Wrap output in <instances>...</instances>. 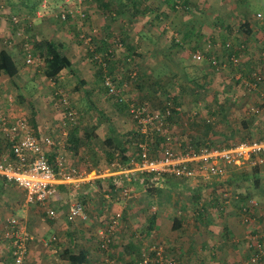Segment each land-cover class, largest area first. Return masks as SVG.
<instances>
[{"label":"rangeland","instance_id":"rangeland-1","mask_svg":"<svg viewBox=\"0 0 264 264\" xmlns=\"http://www.w3.org/2000/svg\"><path fill=\"white\" fill-rule=\"evenodd\" d=\"M85 1L82 8L87 4ZM112 1L117 5L120 3L122 4L121 0ZM63 2L64 0H0V49L7 47L10 52L14 53V59L20 69L18 77H15L12 80L10 79L11 81L7 79L3 84L0 83V108L6 106L9 103L8 99L11 98L13 107L16 108V110L25 112L30 121L31 118H35L37 115L41 118L42 123L44 121V123H48V125H54L53 128H55V130L51 134L53 136L60 133L62 123L63 121H66L64 106H62L59 101L60 96L64 95L67 97L69 105L76 111L74 125H70L67 122L66 127L68 134L75 130V136L80 140V146L78 149L82 152L81 157L83 158H81L80 155H77L75 159L80 161L84 171H86L84 172V175L87 180H89L88 182H90L92 179L97 178L93 175V169L96 171L101 170L105 173L107 171L103 183L100 182L98 184L97 179H95L92 186L83 188L85 192H80L78 194L75 193V197L70 195V198H73L74 200L83 201L82 203L86 210L88 208V212L86 211L88 217L84 222L70 223L67 221V233L60 234L56 237L55 242L57 241V243L63 247L68 246L69 249L76 252L84 251L87 256L85 264H107L106 259L108 258L114 259L115 264H129L133 261V258L129 256L125 257L122 254L126 240L130 239L133 242L137 241L141 243L147 242L145 245L146 247L143 248L142 251L140 248L139 259L143 258V255L145 254L150 259L147 264H154V261L152 260L153 255L148 251L149 246L153 244H161L163 245L165 252L167 251V254L171 253L173 255L176 253V250L173 248H177L176 245H173V248L168 246V242L162 239H157L158 241L155 240L151 236V232L147 234L149 230H152V226L155 225V223L151 224L150 218L152 219V215L156 213L153 211H157L155 208H152V205L157 204L154 199L158 196L159 201L164 200L163 208L168 211L170 220L173 218H181L185 221L184 226L188 227L185 230H181V228L173 231L168 230L172 231L173 236L178 238L184 236L181 234L184 231L183 233L185 235H191L193 238L199 234L210 237L211 241H218L217 238L221 234L224 225L223 216H231L234 219L236 226L239 227V230H233L239 236L236 237L234 235L236 240L232 241L237 244V253L234 254V260L232 261L234 264H238V262L243 263L244 259H246V252L253 250V248L248 245L251 241H248L247 239V235L251 234L252 229L246 231L249 230V225L251 226L252 224L247 221L245 223L246 228L241 226L239 224L240 215L238 214L237 209H231L232 205L228 207V211L225 213L224 211L226 209L222 210L223 215L219 217L216 208L209 205V198L213 191L210 194L206 192L205 195L192 194L190 196V194L183 192L182 189L180 191L179 189L175 190L167 187L169 186V184H167L166 187H158L160 190L158 194V190L153 193L152 191H148V187L143 184H134V187H132L133 195L130 198H123L108 188V184L110 183V180L108 179L110 176L108 175L112 172L115 173L118 166L123 165V163L118 160V155H116L114 159L112 158L109 154L110 151H108V148L104 145V141L105 139L116 137L114 138V140H117L116 143L121 142L125 138H122L120 134L129 132L136 126L126 110L124 108L122 110L119 109V107H116V104L106 95L105 88L102 85L103 80L101 78L103 71L99 65L94 64L91 60V53L95 55L103 54L108 47L102 46L94 48L95 43L87 44L82 40L81 34H86L88 30L90 31L89 28H91L93 39H101L98 22L94 25L91 23L88 25L83 24V28L81 25L78 28L69 21L60 20L56 14H58V11L63 7ZM68 2L71 5L73 0H69ZM95 3L96 1L91 5H94ZM176 4L177 6H182L180 2H176ZM123 6L126 5L123 4ZM184 7L183 9H186ZM194 7L196 6L193 2L189 4L188 9L184 10L185 12H182V7H180L181 9L178 11L173 7V9L177 11L176 15L181 16L179 22H182L181 19L184 16H187V18L190 17V19L195 20L193 23L196 24L199 14L194 11ZM256 7L257 6H255L254 9H257ZM82 10H85V17L82 22L86 21V19L90 21V14L87 12V5L86 9ZM207 12L209 13L210 11L208 10ZM12 16L18 18L19 25L12 22ZM257 18L260 19L259 21L261 23L263 22L262 17ZM123 20L124 19L122 18L118 20L114 17V19H111V22H115L114 25H119L117 27H120L122 23L124 24ZM241 23V19L234 16L226 28H222L223 26L219 25L215 27L210 25V29L206 27V30L209 31L205 32L204 28H198L200 32H196V27L193 26L194 29L192 31L188 29V32H184L183 29H177L176 25L172 28V25L169 22L168 24L170 28L162 30L161 34L157 36H153L151 32H147L148 34H146V36L149 37L151 35L154 39L140 41L139 48L141 51L137 53L138 56L135 57L129 56L136 54L134 50L132 53V50L130 51L128 48L130 44L129 42H124L125 39L121 40L122 45L120 46L118 45V40L114 37L112 39L113 41L111 40L109 43L112 45L110 48H112L113 58L115 57L117 59H113L112 57L106 59L107 73L113 78L117 85H123L122 88L125 96L129 98L133 96L136 100L144 102L148 101L147 104L149 106L151 105L152 108L158 109L159 102L157 100L164 101L167 96L172 98L173 96H177V98L179 97L178 100L181 102L179 108L184 117H182V124L177 123L171 126V131L169 133L175 140L177 139L184 143L192 140L195 141V139L198 138L200 142L207 141L212 142V145H220L221 142H223L222 136L226 133L228 126L238 128V121L241 119H246L247 121L252 119L251 114L249 115V113L246 112L249 106L258 109L256 115L264 118V95L259 96L257 92L248 93L241 86L234 84L233 81L227 79L223 80V78L226 77L225 74L221 75L217 73V71L215 72V70H212L206 62H196L192 57V54L197 47L205 45L209 40V43L211 41L215 44V47L217 48L216 51L219 52L218 54L220 57L224 58L226 49L223 48V44L225 42L236 43L237 41H242V38H245L243 37V34L241 36ZM202 24H205L204 21ZM153 25L161 26L162 24L156 23L152 24V26ZM16 26L18 27L16 28ZM16 30H21L22 34L26 35L27 38L34 43L36 41L50 39L59 42L62 47L64 44L65 47L69 48V53L78 56L79 67H74V71L72 68L69 71H64V73L60 75L58 74L54 79L46 77L43 74L41 62H36L34 65L26 64L23 52L20 48L21 42L17 39L19 38V35H17ZM160 30L158 29V31ZM262 35L264 44V34ZM240 36L241 39L239 38ZM12 39L16 40L13 44H11ZM173 40L178 42V45H174ZM245 43V54L248 55V43H250V38L247 37ZM151 44H153V46H151ZM102 48L103 50H101ZM91 49L93 51H91ZM62 51L64 52V50ZM126 53L129 54L124 56ZM255 60H259V56H257ZM239 62L240 64L244 63L243 60H240ZM131 71L136 72L137 75L139 73H141V75L143 73L148 75L142 78L141 85L143 83V90H138L136 87V80L130 79L129 72ZM223 72L228 73V69ZM232 74L234 75V73ZM148 77L149 79H147ZM150 78L158 79L160 83L152 85V80H150ZM232 79L235 80V75L232 76ZM164 85L165 91L162 88ZM155 87H158L156 95H154L155 92L152 94L151 91V88L155 91ZM180 88L181 90H184V93H181ZM148 91H151L150 96H152L149 100L145 97ZM164 92H167V94L164 95ZM236 93L249 95V99H246V101H243L240 104H237V102H232V104H230V109L226 115L227 123H225V121H223V123L219 122L217 126H215V133L210 132L206 134L203 127L197 130V126H194V123L197 121H204L208 118V110L206 108L212 110L217 107L219 101H223V95L230 97L232 94ZM153 95L156 96V98H153ZM218 95H220L218 100H212V97H218ZM199 123L201 124V122ZM86 134L91 135L86 136ZM132 139H134V137H132ZM2 141L3 140L0 137L1 144ZM3 147L6 146L3 145ZM135 148L136 147L134 146H129L127 151V155L129 154L133 161L138 160L136 155L137 149ZM61 150L67 154L70 152L68 151L70 150L68 146L63 147ZM161 152L162 151L159 150L156 153L152 152V154L160 155ZM7 153V150L3 152V154ZM239 169L242 168L235 170ZM241 174L243 176H241ZM241 174L238 176L236 175L233 178L232 187L230 184H227L226 186L219 185V190H214V193L220 194L224 187V189L227 190H229V187L234 190H241L242 187L243 191L241 192H248L247 194L251 196L250 184L253 183V177H250V170L245 172V174ZM159 183H162V181L156 182V185ZM112 187L113 186H111V188ZM63 194H65V192H63ZM106 194H108L107 197H105ZM67 196L68 194H66V197ZM114 203L124 205L126 209H123L122 211V218L120 221L121 227L118 228L119 230L116 232L118 233L116 234L118 242L114 243L116 247H113L114 244L111 246L114 250L112 251V256H108L106 252L97 248V231L104 228L108 222L110 215L113 213L112 205ZM32 205V208H34V214L37 218L43 219V221L41 220L40 222L54 221V219L46 216L44 206L37 203H33ZM50 205L53 206L59 214H64L65 203L60 197V194H56V197L52 199ZM262 206H264V204L259 200L258 207L261 210L263 209L260 213V218H264V207ZM156 207L159 210L157 205ZM197 207L203 208V211L209 209L211 212L209 214L211 219L210 222H200V225L192 223L196 218L195 210ZM94 211L95 213H93ZM145 216L147 220H150L146 221L147 224L150 223V227L146 224L145 228V224L142 223L141 218ZM262 221L263 220L261 219L258 223H253L255 225L254 227L256 229L264 228L263 223H260ZM187 223H192V225L188 226L186 225ZM244 233L246 234L244 238L245 240H243ZM2 243H5L6 245L9 244L6 240H2ZM215 244L217 246H215ZM219 246L222 245L219 244ZM218 249L217 242L214 243L213 246H210L209 244L207 255L209 257L213 256V258L207 260L209 262L215 260L214 262L216 263L212 264H232L229 261H226L231 258L219 255V252H217ZM176 260L178 264H182L179 263L178 258H176Z\"/></svg>","mask_w":264,"mask_h":264},{"label":"crops","instance_id":"crops-1","mask_svg":"<svg viewBox=\"0 0 264 264\" xmlns=\"http://www.w3.org/2000/svg\"><path fill=\"white\" fill-rule=\"evenodd\" d=\"M173 2L175 4L176 2H180L182 6L175 5V8L178 11L179 9H181L180 7H182V12H185L184 11L185 9H183L184 7L183 0H139L137 3H140V5H138L137 8L131 7V9L129 8V6L122 8L121 6H123V4L121 3L119 5L114 4L112 0H102L98 3H95V4H98L99 6H101L100 4L102 3V5L106 6L108 9L111 8L109 10H105V8H99L94 4L92 7H89L87 10V12L90 14L89 22L93 25L96 24L97 22L99 24L98 27L101 32V39L98 41V43H100L99 47H102V46L108 47V50L109 49L111 50L112 48L110 47H112V45H110L109 42L114 37L116 38L117 35L123 34V40L125 39L124 42L130 43L128 46L130 51L132 50V53H133V50L136 52V54H132L129 56L135 57V56H138L137 53L141 51V49L139 48L140 41L145 40V39H148V40L154 39V37L152 38L151 35L149 37L146 36V34H148L147 32H151L153 36H157L161 34L162 30L170 28L168 24L169 22L171 23L172 28L174 27V25H176L177 29H183L184 32H188V29L192 31L194 29L193 26L196 27V32L197 31L200 32L198 28H204L206 32V31H209V30H206V27L209 28L210 25H212L213 27L219 25V26H223L222 28H226L228 24L230 23V21L234 18V16H237L238 18L241 19V21H244V20L249 21L250 29H251L250 36L248 37L250 38V43H248V46H249L248 51L250 52V57L244 54L243 52L240 54L242 56L241 60L247 61L248 59H250V62L252 64H257L259 66H260L259 62L263 61V65H264V44L262 40L263 38L262 34H264V0H186L187 6L184 8L188 9L190 3L192 2L195 3L196 7H194V11L197 14H199L198 16L199 18H197L198 20L196 21L197 25L193 23V21L195 22V20L190 19V17L187 18V16H184L181 19L182 22H179V19L181 18V16L179 15L177 16L176 15L177 11L174 10L173 7H171V4ZM255 6H257L256 7L257 9H254ZM208 10L211 12V14L210 12L209 13L207 12ZM104 11H109V12L104 13ZM114 17L117 18L118 20L121 18L124 19L123 20L124 24L122 23L120 27H117L119 25L115 26L114 25L115 22H111V19H113ZM257 17H262L263 22L261 23L259 21L260 19H258ZM203 21L205 24H202ZM156 23L162 24V25L152 26V24H156ZM73 25L75 24L73 23ZM158 29L159 30L161 29V30L158 31ZM232 44L237 45V43H232ZM151 46H153V44H151ZM207 46L209 45L205 44L201 46V48H207ZM212 46L214 50L217 49L215 47V44H212ZM227 46H228V42L226 44H223L224 49H226ZM201 48H197L196 50L198 49L200 50ZM208 48H210V46ZM237 48L238 47H236L235 49ZM68 49L69 48L65 47L63 44L62 50H64V54L70 59L72 65L70 66V68L62 69L59 72V75L64 73V71L71 70V68L74 71L75 69L74 67H79L78 56H74L73 53H69ZM101 50H103V48ZM128 54L129 53H126V55ZM12 55H14V53H12ZM257 56H259V60H255ZM113 59H117V58L114 57ZM19 73H20V69H19ZM18 76L19 74L15 77H18ZM15 77L10 78L5 73H0V83L3 84V82L7 81V79L11 81ZM27 118H28L29 123L30 124L32 123V126L34 127L35 131L36 132L38 131L37 134H39L40 136H46L48 134L51 135L55 130V128H53L54 125H51V124L48 125V123H44V121L42 123L41 118L37 115L35 116V118H31V121L28 116ZM0 137H1V134H0ZM52 137L55 139L62 138L60 136V133L57 135L55 134ZM68 138H69V134L67 135L66 139ZM58 153L61 155L62 161L67 168H76L77 171L86 172L84 171L83 166L80 164V161H77L75 159L77 155H80L81 157L82 152H78V154H75L74 152H68L67 154L60 149ZM46 154L47 156H50V159L52 158V160L54 161V156H56L55 150H52V148L48 147L46 148ZM54 165L56 166L55 162H54ZM258 169L259 170L257 172H253L251 171V169L235 170L233 168H228L226 169L224 176L220 178L210 179L209 181L189 180V179L183 180V179L173 178L170 175H164V176H161L155 179V181L151 182L150 188L148 189L154 193V191H156L158 187L163 188V186L166 187V185L169 184V186L167 187H170L175 190L179 189L180 191L182 189L183 192L190 194V196L192 194L205 195L206 192L210 194L214 190H219L218 188L219 185L226 186L227 184H230V186L232 187L233 186L232 180L236 175L238 176L241 173L245 174V172L250 170V174L253 177L252 179L253 183L250 184V193L252 194L251 195L252 198L255 199L253 202H256L255 209L252 211V215L250 214L251 218L249 217V223L252 225L249 226L250 227L248 228L249 230H246V231H250V229L255 228L254 227L255 225L253 223H258L261 219L263 221L260 223H263V226H264L263 217L257 220L260 216L261 211L263 210V209L262 210L259 209L258 207L259 200L262 201L264 204V165L260 166ZM92 171H93L94 177H97L95 178L97 179V183L98 184L100 182L103 183L105 179L104 176H106L107 171L106 173L101 170L96 171L93 169ZM241 176L243 175L241 174ZM140 178L141 177L139 175L136 178V180H133V187H134V184L136 185L143 184ZM95 179H92L90 182H88L89 180H86L85 183L81 184V186L78 188H73L72 186L65 185L62 183L57 184L56 186L57 194H60V197L65 203V212L64 214L63 213L59 214L57 212V217L54 218V221L52 222L48 221V222L42 223L40 221L41 220L43 221V219H38L37 216L34 214V208H32L33 205L26 203L25 190L22 187L18 186L17 184L13 182H9L5 180L2 176H0V230H1V222L10 216L16 217L20 220L23 230L25 232H29L28 234L32 237V239L29 241V244H28L27 264H69L63 252L65 250H69L74 253H78L76 251L69 249L68 246L63 247L62 245H59L57 241L55 242V240H56V237H58L60 234L67 233L66 229L68 227V224H67V219L65 217L66 211H67L68 204L74 200L73 198H70V195H73V197H75L74 196L75 193L78 194L80 192L81 193L85 192L83 188L92 186L93 185L92 183L93 181H95ZM255 179H256V182H254ZM225 180H227L226 183H225ZM160 181H162V183H159L156 185V182H160ZM184 183H187V184H184ZM231 187L229 188L227 187L229 190L225 189V191H229L231 195L236 196V193L239 195H243V194L246 195V193H248V192L246 193L241 192L243 191L242 187H241V190L239 189L234 190ZM224 188H222V190ZM63 192H65V194H63ZM66 194H68L67 196L68 199L66 197ZM83 198H86V197H83ZM234 199H237V198H232L230 199V201L232 202V200ZM154 200H156L155 203L157 204L152 205V208H155L157 211H153L156 213L153 215L152 214L150 215H152V219H153V222H151V224L155 223V225L152 226V230L151 231L149 230L147 234L151 232V236L155 240L162 239L168 242L167 245L172 248H173V245H176L177 248H173L176 250V253H174V255L171 253L170 254L168 253L170 256L172 255L175 256L176 258H178L179 263H182V264H208L209 262L208 260L213 257L212 256L209 257L207 255V251H208L207 248L209 247V244L210 246H213L214 243L217 242L218 248H219L217 252H219V255L225 256L227 258L228 257L231 258L230 260H226V261H229L230 263L234 264L232 260H234V256H235L234 254L237 253V250H236L237 244L233 243L232 241L236 240L234 238V235L236 237H238L239 235L236 234V232H234L233 230L235 229L239 230V227L236 226V224L234 223V219L231 216L229 215L223 216V223H224L223 226L225 228H222L221 234L217 238L218 241L216 240L211 241L210 237H207L204 235L202 236L199 234H197V236L193 238L191 235H185L183 233L184 231L181 233L184 236L182 238H178L176 236H173V233H172L173 229L171 227H172V222L174 218L170 220L168 211L163 208L164 200L159 201L158 196L155 197ZM227 204L228 203L224 204L226 205L224 207V210L226 209L224 213L228 211V207L230 206ZM156 205L159 207V210L156 207ZM233 208L234 210H236V207L232 205L231 209ZM112 209L114 212L116 210L123 211V209L125 210L126 208L124 205L114 203L112 205ZM86 211L88 212V208ZM93 213H95V211ZM152 219L150 218V220ZM141 220H142V223L145 224L144 227L146 228V224H147L146 221H150V220L149 219L147 220L146 216L142 217ZM181 220H180L181 222L180 228L181 230H185L188 227H185L184 226L185 221L183 220L181 221ZM75 222L78 223V222H84V221L77 220ZM70 223H73V222H70ZM239 224L241 226H244V224H241V223ZM147 225L150 227V223H148ZM188 226H191V225H188ZM120 227H121V222H120L119 228ZM244 228H246V226H244ZM168 230H172V231H168ZM116 234L118 233H115V235L113 236L112 245L115 242L116 243L118 242V237ZM245 235L246 234L244 233L243 240H245L244 239ZM2 240L3 239L1 237V232H0V264H13L11 251H10V245L9 244L6 245L5 243H2ZM46 242L48 243L46 244ZM143 244H144V247H143ZM146 244L147 242H143V243L137 242V241L133 242L130 239H127L124 244L125 247H123L122 254L125 257L126 256L132 257L133 258L132 262H134L138 260L140 257V248L142 251V249L146 247L145 246ZM219 244L222 246H219ZM215 246L217 245L215 244ZM113 247H116L115 244ZM97 248L99 249L98 245H97ZM113 250L114 248L113 249L111 248L109 256H112ZM249 252L250 251L246 252V259H244L243 263L238 262V264H249L247 261V258L250 255ZM210 262L209 264L216 263V262H211V263ZM258 264H264V259Z\"/></svg>","mask_w":264,"mask_h":264},{"label":"built area","instance_id":"built-area-1","mask_svg":"<svg viewBox=\"0 0 264 264\" xmlns=\"http://www.w3.org/2000/svg\"><path fill=\"white\" fill-rule=\"evenodd\" d=\"M63 1V0H62ZM69 0H64L63 7L58 14L61 18L65 17L66 12H75L82 15V5L85 0H73L70 5ZM12 22L19 25L18 18L12 16ZM17 38L22 43V52L25 62L34 65L40 62L38 57L33 54V44L21 30H16ZM83 42L90 44L91 36L81 34ZM16 41L15 39H13ZM118 45H122L118 41ZM209 47V46H208ZM208 61L217 64V55L215 50L208 48ZM107 53L95 55L98 65L103 71V84L109 94H112L120 101H126L123 95L122 87H118L113 78L107 74ZM195 60L204 57L202 50H195L192 54ZM231 61L237 62L238 58L234 53L230 57ZM135 72H132V76ZM259 79V76H256ZM253 89L257 86H251ZM59 101L65 109V119L63 121L60 136L61 139H55L51 135L37 137L31 128L25 112L16 110L13 107L11 98L8 104L0 108V131L9 142V152L0 156V176L9 182H13L25 190V201L28 204L37 203L44 206V212L48 218L57 217V211L51 206L52 199L57 194V184L78 188L87 180L83 171H77L76 168H67L58 153L64 147V141L68 135L67 122L74 124L76 120V111L69 105L67 97L60 96ZM128 110L136 119L141 128V132L147 133V129H161L165 124L164 113L151 111L146 106L128 102ZM178 109V108H177ZM169 109L165 114L169 115ZM64 126V127H63ZM64 138V140H63ZM144 149V144H139ZM52 148L56 151L52 166L48 161L46 148ZM58 164V165H57ZM264 165V138L253 140L246 143L241 142L225 148H212L202 146L195 150L193 148H181L172 144L170 147L165 146L158 157L149 158L145 150H142L141 156L136 161H130L128 166L119 165L115 173L108 176L114 177V192L123 198H130L133 187V180L143 174H154V178L170 175L174 178H188L189 180L209 181L210 179L224 176L228 168L250 169L255 166ZM111 172V171H110ZM230 192L224 191L228 201L237 196L231 195ZM108 194L105 195L107 197ZM68 222L77 220H87V212L84 204L80 200H73L68 204L66 211ZM122 218V211L116 210L110 215L104 228L97 231V245L103 252L111 251L113 236L117 232ZM1 237L9 242L13 264H26L28 258V244L32 237L23 230L20 220L16 217H8L1 222ZM264 236V232H262ZM260 235H247L249 247L253 250L247 258L249 264H258L264 257V243L258 241ZM48 242H46L47 244ZM149 253L153 255L152 260L156 264H176L173 258H166L163 245L153 244L148 247ZM142 259L136 260L130 264H147L150 259L144 254ZM108 264H115L114 259H107Z\"/></svg>","mask_w":264,"mask_h":264},{"label":"trees","instance_id":"trees-1","mask_svg":"<svg viewBox=\"0 0 264 264\" xmlns=\"http://www.w3.org/2000/svg\"><path fill=\"white\" fill-rule=\"evenodd\" d=\"M93 1V2H92ZM94 1H96V3L102 1V0H86L85 2L87 3L86 5H88L87 7H92L94 3ZM139 1V0H138ZM137 0H121L122 4L129 6V8H137L138 5H140V3ZM91 2V3H89ZM137 3V4H136ZM86 5L84 6L83 9H86ZM97 7L99 8H105V10H109L111 8H107L106 6L102 5V3L100 4L101 6H99L98 4H95ZM174 2L171 4V7H175ZM183 5L187 6L186 0H183ZM126 6H121L122 8L126 7ZM187 9V8H186ZM185 9V10H186ZM85 11V10H84ZM82 10V15L81 13H75V12H66L65 17L61 18L59 14H56L57 17L62 20V21H69L70 23H74L76 26H82L83 28V24L84 25H88L90 24L89 20L86 19V21L82 22L84 20L85 17V13ZM59 12V11H58ZM108 13L109 11H104V13ZM114 19V18H113ZM82 22V23H81ZM18 26H16L17 28ZM90 31L88 30V32H86V35L92 36L90 38V44L95 43V47H99L100 44H98L97 42L99 40L93 39V35H92V31L91 28H89ZM240 30L242 31L241 36L243 34L242 41H237V45L232 44L231 42H228V46L225 50V54H224V58L220 57V55L218 54L219 52H217L215 50L217 55V64H212L210 61H208V46L207 48H201V47H197V48H201L200 50H202L204 57L200 60H196L199 62H206L207 65L209 67H211L212 70H215V72L217 71V73L219 74H225L226 77L223 78L233 81L234 84H237L239 86H241L246 92L248 93H253V92H257V94L259 96H263L264 95V65H263V61H260V66L257 64H252L250 62V59H248L245 63H241L240 64V60H241V53L246 51V43L245 40L247 37L250 36V22L247 20L242 21L241 25H240ZM85 34V33H82ZM241 36L239 37L241 39ZM116 39L121 42V40H123V34L117 35ZM80 41L82 40L79 39ZM177 41V40H176ZM174 45H178V42H175V40H173ZM208 45L210 46L209 50H214L211 41L209 43V40L207 41ZM207 42L205 43L207 45ZM14 43V40H11V44ZM34 42H32L33 44ZM122 43V42H121ZM212 43V44H211ZM226 44V42L224 43ZM20 48L21 50H23L22 48V43L20 44ZM238 47L237 49H235L236 47ZM196 48V49H197ZM240 48V49H239ZM195 49V50H196ZM93 51V50H91ZM96 52V51H95ZM98 52V51H97ZM104 53H107V55L109 56L107 58V56H105V59H109V58H113V53L112 50H105ZM234 53V55L237 56L238 61L237 62H233L231 61L230 57L231 55ZM33 54L35 56L38 57L39 61L42 63V67H43V74L50 78V79H54L58 76L59 72L62 69L65 68H70L71 61L70 59L64 54V52L62 51V45L59 42L47 39V40H42V41H36L33 44ZM127 56V55H126ZM248 56L250 57V52L248 53ZM129 57V56H128ZM91 60L94 62V64H97V59L94 57V54L91 53ZM107 61V60H106ZM251 63V64H250ZM27 64V63H26ZM27 65H32V64H27ZM227 66V67H225ZM248 67V68H247ZM228 69V73H224V70ZM132 72H129V76L131 80H136V87L138 90H143L142 86L143 83L141 85L142 82V78L144 76H148L146 73H143L141 75V73H139L138 75L135 72V75L132 76ZM0 73H5L7 76H9L10 78H13L15 76H17L19 74V66L16 62V60L14 59V56L12 55V53L7 49V47L1 48L0 49ZM207 73V71H206ZM232 73H234L235 75V80L232 79V76H234ZM108 74V73H107ZM256 76H259L260 78L257 79ZM102 80H104L103 77V73L101 76ZM139 79V80H138ZM149 79V77L147 78ZM152 85L153 84H159V80L158 79H151L150 78ZM144 82V81H143ZM256 85V88H252V85ZM104 86V84H102ZM118 87H123V85L118 84ZM105 88V86H104ZM165 91V85L162 87ZM157 89L158 87H155V91L152 90V94L153 92H155L154 95L157 94ZM263 89V92H262ZM151 91L147 92V94L145 95L146 99L149 100V98H151ZM181 93H184V90H181ZM260 91V92H259ZM105 92L106 95L116 104V107H119V109L123 108L126 110V112L129 114V116L131 117L132 121L135 124V128H133L132 130H130L129 132H124V134H120L121 137L125 138L123 139L121 142H117V140H114V138L116 137H111L108 139H105L104 141V145L108 148L109 154L112 156V158L114 159V157L116 155H118L119 157V161H121L123 163V165L128 166L130 161L133 160L132 157H130V155H127V151L129 149V146H134L136 147L135 149H137V159L140 158L141 156V152L142 150H145L146 153L148 154L149 158H153L158 157L159 155L157 154H152V152L156 153L159 150H163L165 146H171L172 144H174V146H179L181 148H193L195 150H198V148L202 147V146H207V147H212V148H225V147H229L233 144H238L241 142H252L253 140H258L261 138H264V118L256 115V113H258V109L253 108V107H248L247 108V113H249V115L251 114L252 119L251 120H246V119H241L239 122V125H237V127L239 128H235V127H231L228 126L227 127V131L226 133L222 136L223 139L220 145H212V142H207V141H201L196 138L195 141H187V142H181L180 140H175L173 138V136L169 133L171 131V126L175 125L177 123L182 124V117H184L183 113L180 110V105L181 102L180 100H178L177 96H167L164 101L162 100H157L159 102V107L158 109L156 108H152V106L148 105L147 102L144 101H140V100H136L133 96L131 98L127 97L124 95L123 91V95L126 97L127 102L126 101H120L118 99V97L109 94L107 89L105 88ZM167 92H164V95H166ZM153 95V98H156V96ZM217 95V94H216ZM249 95H244V94H232L230 97L229 96H222L223 97V101H219V103H217V107L214 109H210V108H206L207 114H208V118L204 121H197L194 123V126H197V130H199L201 127L204 128L205 133H210L213 132L215 133L214 129L215 126H217V124L219 122L225 121V123H227L226 121V115L227 112L230 109V104H232V102H237V104H240L243 101H246V99H249L248 97ZM220 97V95H218V97H212V100H218ZM211 100V101H212ZM134 101L137 104H140L142 106H146L149 110L151 111H159L161 113H164V121H166V124L159 130H156L154 128H148L147 129V133L144 134L143 132H141V128L140 126L137 124L136 119L131 115V113L128 110V102H132ZM178 108V109H177ZM169 109V115L165 114V110ZM196 114V113H195ZM197 115V114H196ZM194 115V116H196ZM236 121V120H235ZM201 122V124L199 123ZM31 128L33 130V133L41 138V136L39 134H37V132L35 131L34 127L32 126V123L30 124ZM70 125H74V124H70ZM1 139L2 144L0 143V156L2 155V153L7 150L9 152V142L8 140L5 138V136L1 133ZM76 132L75 130H73L70 134H69V138L66 139V141H64V147L68 146V148L70 150V152H74L75 154H78V152H81L80 149H78V147L80 146V140H78V138L75 136ZM91 134H86V136H89ZM124 135V136H123ZM128 135V136H127ZM132 137H134V139H132ZM134 140V141H132ZM144 144V149H142L140 147L139 144ZM6 146V147H3ZM54 154V153H53ZM83 158V157H81ZM48 161L52 166L54 165V161L52 160V158L50 159V156H48ZM262 166V165H261ZM260 166H255L250 168L251 171L253 172H257ZM252 172V173H253ZM140 179L142 180L143 185H145L146 187L150 188L151 182H153L155 179L154 178V174H148V173H143L140 175ZM161 177V176H160ZM250 177H252V175L250 174ZM174 178V177H173ZM228 178V177H227ZM108 179L110 180L109 185V189L112 190L114 192L115 188V182H114V177L110 176L108 177ZM179 179V178H176ZM183 180H187L188 178H180ZM229 180V179H227ZM227 180H225V183L227 182ZM254 182H256V179L254 180ZM256 184V183H255ZM111 186H113L111 188ZM158 190V189H157ZM151 191V190H148ZM225 191V189L221 190L220 194H215L214 191L212 193V195H210V206H213L216 208L219 217H221L223 215L222 210H224V207L226 205V203H228L227 205H233L236 207L238 214L240 215L239 219H240V223L244 224L249 221V217L251 218L250 214L252 215V211L255 209L256 206V202H253L255 199L252 198V196H250L249 194L247 195H239L236 193V198L231 201H228L226 196H223V192ZM158 194L160 192V190L157 191ZM115 193V192H114ZM198 197V196H197ZM199 200V199H197ZM230 202V203H229ZM233 203V204H232ZM203 208H199L197 207L195 210V221L192 222L196 225H198L200 222H210V216L209 214L211 213L209 211V209L203 211ZM260 218V217H259ZM258 218V219H259ZM257 219V220H258ZM200 220V222H199ZM151 222H153V219L151 220ZM192 223H187L186 225H192ZM153 224V223H152ZM201 224V223H200ZM199 224V225H200ZM205 225V224H204ZM250 226V225H249ZM181 227V222L179 218H174L173 222H172V229L176 230L179 229ZM222 228H225L224 226ZM264 228H252V235H260L258 238V241L261 242V244L264 243V236H262V232ZM224 245V244H223ZM167 252V251H166ZM165 252V253H166ZM64 255L67 259V261L69 262V264H85V262L87 261V256L86 253L84 251H79L78 253H74L72 251L69 250H65ZM166 258H173V260L176 261V264H178L176 258L174 256H170L169 254L166 253ZM213 257V256H212ZM142 259V258H141ZM212 259V258H211ZM264 259V257L260 260V262ZM139 260V259H138ZM213 262L215 260H212ZM259 262V263H260ZM155 263V261H154ZM27 264V262H26ZM156 264V263H155Z\"/></svg>","mask_w":264,"mask_h":264}]
</instances>
